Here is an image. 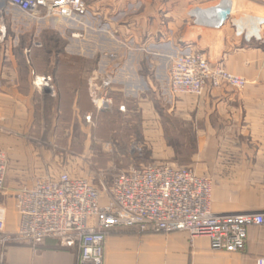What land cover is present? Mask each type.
I'll return each instance as SVG.
<instances>
[{
	"label": "crops",
	"instance_id": "crops-1",
	"mask_svg": "<svg viewBox=\"0 0 264 264\" xmlns=\"http://www.w3.org/2000/svg\"><path fill=\"white\" fill-rule=\"evenodd\" d=\"M86 1L90 14L85 21L91 25L105 22L107 33L117 38L133 39L140 45L147 37L146 44L160 53L171 50L173 42L180 50L192 47L203 51L213 64L247 80L243 88L208 87L202 96H176L169 85L164 94L168 93L166 100L184 119L181 124L195 136L189 162L214 181L212 210L264 213V0ZM219 6L229 8L221 23L213 14ZM43 21L40 24L12 7L0 11V39L5 40L0 47L2 58L8 60V52L21 38L42 28L57 30L68 20ZM91 28L93 37H106L105 29ZM147 49L136 50L151 53ZM160 53L151 55L163 57ZM11 63L16 66L14 56ZM29 100L14 86L0 82V118L6 128L13 114L23 116ZM7 129L1 139L10 134ZM164 157L169 159V155ZM54 168L49 174L61 173ZM259 258H264V224L249 226L245 247L236 252L217 250L208 237H192L186 231L118 228L108 234L104 253L105 264H257ZM7 259L16 264H79L76 250L61 248L52 240L36 249L11 247Z\"/></svg>",
	"mask_w": 264,
	"mask_h": 264
},
{
	"label": "rangeland",
	"instance_id": "rangeland-1",
	"mask_svg": "<svg viewBox=\"0 0 264 264\" xmlns=\"http://www.w3.org/2000/svg\"><path fill=\"white\" fill-rule=\"evenodd\" d=\"M6 8L7 3L0 1V11ZM106 25L83 20L67 21L57 30L39 29L21 38L7 61L0 48V82L30 98L22 117L13 114L8 129L2 122L10 133L0 140L7 155L9 190L32 185L54 167L97 186L111 185L121 171L147 163L194 167L187 152L196 144L195 136L181 124L184 119L164 94L180 50L176 42L160 53L146 44L147 37L138 45L107 33ZM91 26L105 29L106 37H93ZM143 45L163 57L136 50ZM11 56L16 66H11ZM103 79L111 83L107 93L113 105L98 112L89 85L90 80ZM121 105L125 110H120ZM203 175L212 180L213 188V179ZM9 211L8 228L13 230L17 215L12 206Z\"/></svg>",
	"mask_w": 264,
	"mask_h": 264
},
{
	"label": "built area",
	"instance_id": "built-area-1",
	"mask_svg": "<svg viewBox=\"0 0 264 264\" xmlns=\"http://www.w3.org/2000/svg\"><path fill=\"white\" fill-rule=\"evenodd\" d=\"M0 1L38 20L81 22L90 14L84 0ZM4 41L0 39V47ZM246 84L244 77L213 64L203 51L192 47L179 50L169 76V89L176 96H202L208 87L243 88ZM89 86L97 110H110L113 98L107 93L109 80H90ZM120 110H125V105ZM1 121L0 140L5 130ZM7 176V155L0 142V264H16L7 259L11 247L36 249L49 240L61 248L76 250L79 264H105L106 238L118 228L186 231L192 237H208L217 250L236 252L245 247L248 227L264 224L263 212L213 211L212 180L192 166L171 162L128 168L111 185L101 182L100 186L61 172L38 176L30 186L9 190ZM11 206L17 215L13 230L8 228ZM257 264H264V258Z\"/></svg>",
	"mask_w": 264,
	"mask_h": 264
},
{
	"label": "bare ground",
	"instance_id": "bare-ground-1",
	"mask_svg": "<svg viewBox=\"0 0 264 264\" xmlns=\"http://www.w3.org/2000/svg\"><path fill=\"white\" fill-rule=\"evenodd\" d=\"M227 10V8L225 7V6H219L216 10H215V13H213L214 14V16H219L220 17V14H221V12H223V11H226ZM217 13V14H216ZM225 13V12H224ZM44 85H46V86H48V84L47 83H44Z\"/></svg>",
	"mask_w": 264,
	"mask_h": 264
},
{
	"label": "water",
	"instance_id": "water-1",
	"mask_svg": "<svg viewBox=\"0 0 264 264\" xmlns=\"http://www.w3.org/2000/svg\"><path fill=\"white\" fill-rule=\"evenodd\" d=\"M228 13H229V8H227L226 11L221 12L220 17H219V22L220 23L223 22L226 19Z\"/></svg>",
	"mask_w": 264,
	"mask_h": 264
},
{
	"label": "trees",
	"instance_id": "trees-1",
	"mask_svg": "<svg viewBox=\"0 0 264 264\" xmlns=\"http://www.w3.org/2000/svg\"><path fill=\"white\" fill-rule=\"evenodd\" d=\"M94 106H95V105H94ZM95 107H96V106H95ZM96 109H97V108H96ZM97 111H98V110H97ZM98 112H103V111H98ZM194 142H195V140H194ZM195 147H196V144L193 145L192 148H191L190 150L188 149V152H187V153L191 152Z\"/></svg>",
	"mask_w": 264,
	"mask_h": 264
}]
</instances>
